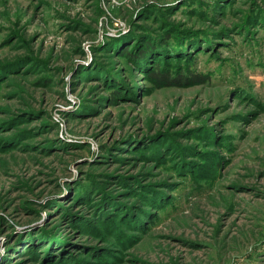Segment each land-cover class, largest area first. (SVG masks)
I'll return each mask as SVG.
<instances>
[{
  "label": "rangeland",
  "instance_id": "obj_1",
  "mask_svg": "<svg viewBox=\"0 0 264 264\" xmlns=\"http://www.w3.org/2000/svg\"><path fill=\"white\" fill-rule=\"evenodd\" d=\"M0 264H264V0H0Z\"/></svg>",
  "mask_w": 264,
  "mask_h": 264
},
{
  "label": "trees",
  "instance_id": "obj_2",
  "mask_svg": "<svg viewBox=\"0 0 264 264\" xmlns=\"http://www.w3.org/2000/svg\"><path fill=\"white\" fill-rule=\"evenodd\" d=\"M161 36V35H160ZM169 35H164L162 38H157L156 40H153V41H143L142 43H138V46H136L137 48H135L133 51H130L129 47H126V48H123L121 51H120V55H125L132 63H134V66L136 63H144L145 61V58L148 56L146 55V53L148 54H155V52H159L158 50H162V49H165L166 46H167V41L166 39L170 38L168 37ZM176 37V36H175ZM174 45L171 46V48L173 49H176V46L177 45V42L176 40H173L172 42ZM180 44V42L178 43ZM183 49H181L175 56V52L177 51H173V55L174 57L178 58V57H186V53H183L185 52V48H189L187 46V43H185V45L183 44L182 46ZM165 51H161V53L164 55L165 53H163ZM139 59H141L142 61H139ZM148 60V58H147ZM201 75H197V74H193L191 77H189L188 79L189 80H200ZM147 77H151L153 80H164L166 82H168L169 84H180V80L182 79H185L183 77H173V76H170L169 73L167 72H161V71H158L157 69H154L152 68L151 69V73L149 75H147ZM187 81V80H186ZM120 87V86H119ZM147 197V199L144 201V202H149L150 200V197L148 196H145ZM144 205V203H143ZM142 205V206H143ZM137 216V215H135Z\"/></svg>",
  "mask_w": 264,
  "mask_h": 264
}]
</instances>
